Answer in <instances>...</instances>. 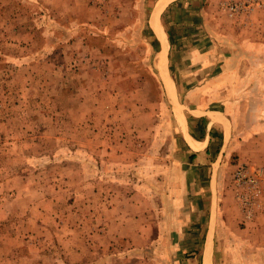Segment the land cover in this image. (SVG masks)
Here are the masks:
<instances>
[{
	"label": "rangeland",
	"instance_id": "obj_1",
	"mask_svg": "<svg viewBox=\"0 0 264 264\" xmlns=\"http://www.w3.org/2000/svg\"><path fill=\"white\" fill-rule=\"evenodd\" d=\"M157 2L0 0V264H264V0L162 10L172 100ZM194 49L238 72L204 107L230 138L212 164L177 123L204 133L184 98L207 77L188 71Z\"/></svg>",
	"mask_w": 264,
	"mask_h": 264
},
{
	"label": "crops",
	"instance_id": "obj_2",
	"mask_svg": "<svg viewBox=\"0 0 264 264\" xmlns=\"http://www.w3.org/2000/svg\"><path fill=\"white\" fill-rule=\"evenodd\" d=\"M173 1L175 0L170 1V3ZM151 17H152V14H151ZM150 21H152L151 18H150ZM157 22H159V18ZM158 24L160 25V22ZM152 27L153 26H151V28ZM160 27H161V30L163 31L161 25ZM157 35H156V38L161 42L164 50L163 52L161 53L157 52L156 54V57H155L156 58V70L161 80L163 81L165 87L167 88L169 95L172 98V95H173L172 85L165 71V64L167 63L166 54H167V47H168L167 38H166L165 32H164L165 40L162 39L159 35L158 36ZM255 41L257 42L259 46L264 47V33L263 34L259 33L257 35V40ZM212 57H214L216 60L217 59L221 60V57L212 55L211 52L208 50L207 51L197 50V49H194V51L191 50L190 57H189L191 62L188 66V71H190L191 75H196V74L200 76L206 75L207 77L204 78V80L201 81L198 85L197 84L190 85L185 90L186 93L184 96L186 100L185 105L187 106V108H189L188 109L189 117L193 119H198L199 124L201 123L205 126V128H203L204 133L202 137L200 138L195 137L192 132V129L188 126L186 127L185 119L181 113H179V117L177 119V123L179 125L180 131L183 134V140L186 143V152H188L189 157L192 159L207 158L209 164H212L210 161L215 160L216 162L217 158H219V156L221 157L223 153V148H225L227 145L230 146V141H229L230 138L226 139L227 127H226L225 120L222 118L220 113L216 111H208V110L206 111L204 110V107H207L211 103H215L216 101H219L218 99H216L217 95H214V93L217 94L219 92H223L224 90H226V85L225 83H223L225 79L224 77L225 75H230L232 73L238 74V72L232 71L226 66L220 65L216 67H211L210 61ZM184 70L187 71V67ZM174 85L175 83L173 82V86ZM219 129L220 131H222L221 132L222 134L219 135L222 139H220L221 143H220L219 151L215 155L214 151L211 149V145L213 141L216 139L215 137H217V134L215 135V132L218 133ZM206 253H207V248H206Z\"/></svg>",
	"mask_w": 264,
	"mask_h": 264
},
{
	"label": "built area",
	"instance_id": "obj_3",
	"mask_svg": "<svg viewBox=\"0 0 264 264\" xmlns=\"http://www.w3.org/2000/svg\"><path fill=\"white\" fill-rule=\"evenodd\" d=\"M250 1L251 0H248V4ZM242 5L245 6L244 4H242ZM246 8H248V7H246ZM242 9H244V8L242 6H240V4L239 5L234 4V5H230L227 7V10L229 11L230 14H233L234 12H239ZM235 183L238 185L249 184V185L254 186L256 183V177L248 174V172L245 169L240 168L235 173Z\"/></svg>",
	"mask_w": 264,
	"mask_h": 264
},
{
	"label": "bare ground",
	"instance_id": "obj_4",
	"mask_svg": "<svg viewBox=\"0 0 264 264\" xmlns=\"http://www.w3.org/2000/svg\"><path fill=\"white\" fill-rule=\"evenodd\" d=\"M170 1H172V0H159L156 3L155 8H154L153 13H152V21H150V23H152L151 26H153L152 28L154 29V31L164 40H165L164 32L161 30V27L158 24L159 22H157V21H158V18L160 16L162 10L168 5V3H170ZM166 73H167V71H166ZM166 91H167V88H166ZM167 94H168L169 98L172 100V98L169 95L168 91H167ZM179 120H180V118H179ZM180 124H181V122H180Z\"/></svg>",
	"mask_w": 264,
	"mask_h": 264
},
{
	"label": "trees",
	"instance_id": "obj_5",
	"mask_svg": "<svg viewBox=\"0 0 264 264\" xmlns=\"http://www.w3.org/2000/svg\"><path fill=\"white\" fill-rule=\"evenodd\" d=\"M166 35H167V37H168V41H169V43L171 44V34L168 32V30H166ZM155 41H156V39H154Z\"/></svg>",
	"mask_w": 264,
	"mask_h": 264
},
{
	"label": "water",
	"instance_id": "obj_6",
	"mask_svg": "<svg viewBox=\"0 0 264 264\" xmlns=\"http://www.w3.org/2000/svg\"><path fill=\"white\" fill-rule=\"evenodd\" d=\"M159 44H160V51H159V53H161V52H163V46H162V44L159 42Z\"/></svg>",
	"mask_w": 264,
	"mask_h": 264
}]
</instances>
